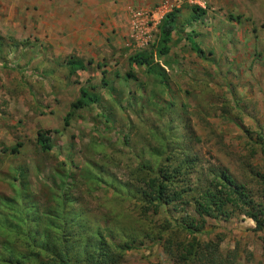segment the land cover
Masks as SVG:
<instances>
[{
  "label": "rangeland",
  "instance_id": "1",
  "mask_svg": "<svg viewBox=\"0 0 264 264\" xmlns=\"http://www.w3.org/2000/svg\"><path fill=\"white\" fill-rule=\"evenodd\" d=\"M45 2L54 0H0V264H55L44 245L61 237H27L37 230L29 221L56 215L66 199L94 234L115 222L116 244L133 239L119 264H172L171 238L264 264V0H102L101 9L126 10L110 20L125 32L108 34L92 57L51 46ZM196 6L205 13L185 25ZM175 8L170 53L160 56L159 26ZM139 53L151 66L131 63ZM72 56L85 71L70 73ZM88 87L99 101L72 110ZM39 131H51L48 153ZM162 179L163 204L150 205Z\"/></svg>",
  "mask_w": 264,
  "mask_h": 264
},
{
  "label": "trees",
  "instance_id": "2",
  "mask_svg": "<svg viewBox=\"0 0 264 264\" xmlns=\"http://www.w3.org/2000/svg\"><path fill=\"white\" fill-rule=\"evenodd\" d=\"M192 10L194 13L184 22L185 25L199 20L205 13L204 10L198 6L193 7ZM179 19V10L176 8L163 17L159 26V40L156 45V52L160 56H165L170 53L169 44L172 40L173 33L176 30ZM188 40L198 56L203 57L204 53L196 44L192 35L188 36ZM131 63L136 64L139 67H149L152 64V60L148 55L139 53L131 57ZM67 66L71 74L86 70V64L75 56H72L68 60ZM98 101L99 98L94 93L92 87L81 88L80 98L74 102L71 107L74 111L80 110L91 104H95ZM67 122L68 116L65 119V123ZM37 142L42 151L46 153L50 152L53 147L51 131H39L37 134ZM17 150L18 148L10 149L13 153H16ZM23 176L24 173L22 177ZM66 180L67 179H61L60 181L66 185ZM145 181L147 180L145 179ZM166 183L167 182L162 179L160 183H157L156 189H154L155 187H152L156 197L151 195L152 197L148 202L150 205H153L155 202H158L159 205L163 204V196L167 186ZM70 202L71 200L66 199L62 205L63 210L57 212L56 215L50 216L51 213L48 212L41 215L39 213L37 215L34 213V217L29 222L30 224L34 223L37 226V230L29 233L27 237L32 233H36V236L42 234L46 241H49L54 245L57 244L56 241L58 242V237H61L62 243L60 246L63 245L62 249L60 246H50L49 243L44 245L51 249L47 251L54 256L55 264L56 259L58 264H71L72 256H69V254L71 255L74 252V246H79L82 249V252L78 253L80 264H119L123 253L126 252V249L130 248V245L128 244L133 242L131 246L134 245L133 239L130 240L129 237H126L125 240H123L124 242L119 241L120 243L116 244L118 236L115 235V222L110 223L108 226L106 225L103 229H98L94 234V227L87 222L81 221V214L78 211L70 209ZM26 214L28 213L26 212ZM253 218L256 219L255 217ZM44 226L46 229L41 231V228ZM49 230L50 232L48 236ZM181 241L180 238H171L167 239L164 243L163 248L165 254L170 260L174 261L172 264H239L235 252L230 251L226 255L222 254L218 243L212 241L197 242L194 245L189 244L186 247L185 245H182ZM55 253H57V255H55ZM61 255L64 257L61 258Z\"/></svg>",
  "mask_w": 264,
  "mask_h": 264
},
{
  "label": "crops",
  "instance_id": "3",
  "mask_svg": "<svg viewBox=\"0 0 264 264\" xmlns=\"http://www.w3.org/2000/svg\"><path fill=\"white\" fill-rule=\"evenodd\" d=\"M99 1L102 0H62L60 3L54 0L53 3L45 2L42 7V19L45 28L48 30V36H51V40L54 41L51 46L56 49V44H61L60 51L68 50L79 54L81 57L87 55L92 57L98 55L96 53H99L108 34H113V31L118 29L121 36L125 29L117 28L115 22L111 23L110 20L112 13L124 17L126 10L117 9L113 11V9H108L106 11L99 7ZM53 6L58 8L55 9L57 11L55 13L49 10ZM106 18L109 20L103 26L102 19ZM66 31L69 32L67 36L65 35ZM63 37L68 41H66V46H64Z\"/></svg>",
  "mask_w": 264,
  "mask_h": 264
}]
</instances>
